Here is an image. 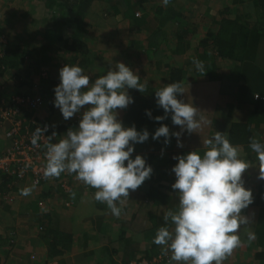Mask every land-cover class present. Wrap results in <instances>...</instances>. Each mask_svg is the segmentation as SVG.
Here are the masks:
<instances>
[{
  "label": "crops",
  "instance_id": "crops-1",
  "mask_svg": "<svg viewBox=\"0 0 264 264\" xmlns=\"http://www.w3.org/2000/svg\"><path fill=\"white\" fill-rule=\"evenodd\" d=\"M40 1L34 0L27 6L24 0H0V29L20 32L21 24L26 22L43 32L48 18L57 15L59 10L55 7L56 1L52 4V0H47L51 3L48 11L46 5L40 12L37 9ZM139 2L134 0L137 6L132 7L133 14H138L137 18L143 22L138 28L127 20L115 25L112 19L91 18V30L98 32L99 26H113L117 32L113 34V41H105L110 51L104 49V56H97L95 60L108 62L103 75L115 68L117 62L124 63L136 72L145 89L153 93L171 84V72H180L181 78L187 80L184 82L188 95L185 103L199 110L201 127L194 133L182 134L185 135L181 136L182 147H177L176 139L171 136L167 145L164 137L152 140L150 136L146 142L133 145L130 158L141 155L153 171L140 187L129 190L128 197L117 202L121 208L119 217L111 214L106 203L96 201V189L78 181L75 173L65 171L41 186H32L26 177L20 182L7 178L3 188L0 178V264H177L171 261V252L166 246L153 243L160 227L171 231L172 224L170 220L165 223V214L178 210V193L171 187L175 182L171 171L176 163L173 157L197 149L203 154L207 150L204 140L216 131L226 134L230 143L239 147L240 158L249 164L242 180L253 194V203L242 212L249 221L236 233L240 243L221 264H264V180L259 179V162L249 147L250 138L264 143V0H170L167 6L162 0ZM125 9L119 7L121 13ZM22 13H28L27 18L17 21L15 16ZM40 13L47 19L42 23ZM232 14L239 23H246L244 26L255 31L256 41L257 37L261 39L258 46L247 59L239 55L236 63L219 61L213 77L212 70L197 71L193 61L201 60L197 58L196 48L202 51L203 40L209 44L208 33L215 29L214 21L228 20L227 16ZM161 30L168 31L167 36H163ZM179 31L186 33L181 36ZM93 42L99 46V39L94 38ZM39 44L40 41L35 48ZM112 46L120 50L111 54ZM131 53L135 54L134 59L129 57ZM69 58L67 55L65 60ZM25 61L19 63L14 81L4 78L12 89L6 87L9 94H38L39 72H44L41 78L48 76V66L29 74L27 66L31 61L28 64ZM201 62L208 65L207 59ZM246 71L250 72L245 74ZM91 72L96 78L102 75ZM234 76L238 81L239 78L253 81L245 87L239 83L234 87ZM9 82L15 83V87ZM42 97L38 96L37 105L29 106L31 109L25 112L27 119L36 118L38 124L47 125V131L55 132L59 139L68 129L78 127L82 114L73 116L78 118L76 123H72L71 118L64 120L59 109L53 106L54 97L49 100ZM128 106L116 110L117 119L125 128L132 127L123 119ZM41 120L46 123H40ZM162 124L169 128L170 134L180 131L172 122ZM185 141H195L198 147L187 149L192 144ZM25 188L30 189V194L22 196L21 190Z\"/></svg>",
  "mask_w": 264,
  "mask_h": 264
},
{
  "label": "clouds",
  "instance_id": "clouds-1",
  "mask_svg": "<svg viewBox=\"0 0 264 264\" xmlns=\"http://www.w3.org/2000/svg\"><path fill=\"white\" fill-rule=\"evenodd\" d=\"M162 3L167 6L170 0ZM193 63L197 71L206 73L201 61ZM59 81L53 88V106L64 120L79 113L83 106L90 107L82 113L76 129H68L55 143L51 142L55 132L47 137L44 176L75 173L78 181L96 189L94 199L106 203L111 214L119 217L121 208L117 202L127 198L129 190L140 187L153 170L141 155L130 158L133 145L146 142L149 132L137 131L135 125L123 127L116 110L134 103L128 89L144 93L146 86L122 62L91 84L81 67L65 64L59 70ZM183 93L178 82L155 91V103L164 115L152 117L149 110H145V115L159 123L171 114L172 124L180 131L170 134L169 128L161 124L152 133V140L164 137L167 145L171 136L177 147H182V134L194 133L201 127L199 110L177 99ZM47 130L45 125L34 131L33 146L45 137L43 133ZM204 146L207 150L203 154L191 151L173 157L176 163L171 171L175 182L171 187L178 193V210L164 216L165 223L170 220L172 224L171 231L162 226L153 238L154 244L166 246L171 261L177 264H221L240 243L238 229L249 221L242 212L253 203V194L245 188L242 174L250 166L240 158L239 147L219 131L204 140ZM249 147L259 162V179L264 180V143L250 138ZM20 194L27 196L30 189H22Z\"/></svg>",
  "mask_w": 264,
  "mask_h": 264
},
{
  "label": "trees",
  "instance_id": "trees-1",
  "mask_svg": "<svg viewBox=\"0 0 264 264\" xmlns=\"http://www.w3.org/2000/svg\"><path fill=\"white\" fill-rule=\"evenodd\" d=\"M54 1L57 2L55 7L59 10V14H52V16L48 18V21H46L47 28H45L43 32L34 25L26 22L21 24L22 27L20 32H16L14 29H11L9 32H3V30L0 29V100L2 101L3 99L8 106L12 104V102L8 100V97L12 96L13 98H17L18 96L29 98L28 103L30 107L33 104H38V96H43L48 100L52 99L54 97L53 88L60 82L59 70L65 66V64L69 66H79L84 72L90 67L91 55H88L89 48L85 43L84 37L87 33L86 30L92 27L89 21H91L93 16L101 20L108 18L111 21L112 19L115 25H121L127 20L136 28L143 23L137 18L138 15H134L132 12V7L134 5L137 6L140 0H135L137 4L133 3L134 0H113V3L110 2V0H52V4L55 3ZM150 1L152 0H141L139 4H147ZM50 4L51 3L48 4L47 2L46 12ZM121 6L126 8L124 13H121L119 10ZM159 7L160 5L158 8ZM159 12H161V9H159ZM27 16L28 13H22L21 15L15 16V19L21 21L26 19ZM236 18L237 16L232 14L227 16L228 20L222 19L214 21L215 29L208 33L209 44L203 40L200 45L202 51L199 52L198 48L195 50L197 58L201 61L207 59L208 65L204 66L203 64L204 70L207 72L212 70V77L215 76L213 72L215 68L217 69L219 61L236 63L239 55L247 59L254 52L255 48L258 46V42L261 40L257 37V42L254 37L256 35L255 31L253 29L249 30L246 27V23H239ZM177 22L180 21L177 20ZM185 33L186 32L183 31L178 32L181 36L185 35ZM161 34L167 36L168 31L161 30ZM262 40L264 41V37ZM38 41H40L39 47L35 48ZM14 54H18V57L14 56ZM67 55L70 56L69 61L65 60ZM129 57H133L134 59L135 54L131 53ZM24 60H26V64L31 61V64L27 66L29 74L32 73V71L38 72L39 68L48 66V76L46 78H41L40 75L44 72H39L38 78L40 79L38 80L40 82V90L38 94H9L6 90L8 83H6L7 81L4 80V78L8 77L9 81H14L17 68L20 64L24 63ZM36 67L38 69H36ZM30 68L34 69L31 70ZM249 72L246 71L245 74ZM56 76L57 78L55 79ZM92 78L95 79L96 77ZM217 78L218 76H216V79ZM94 79L89 80L90 84L94 82ZM169 81L171 83L178 82L181 85L184 93L177 96V99L185 102L188 96L185 91L186 84L184 83L187 82L186 78L182 79L180 72H171ZM252 81L251 79L245 81L241 78H239L238 81L236 76L232 77V82L235 85L234 87H236L237 83H239V86L245 87L247 83H252ZM11 83L12 82H9L10 86H12V88L13 86L15 87V83ZM4 85L5 87H3ZM36 87L38 86L36 85ZM7 89L12 90L10 87ZM129 90L130 92H128V94L131 93L129 95L133 98L134 103L128 106L126 114L123 113V119L127 120L131 126L135 125L137 131L146 129L151 137L155 129L160 127L162 123L172 122L170 118L171 114H169L167 119L159 123L145 115V110L151 111L152 117L164 115L163 110L155 103L154 93L152 91L145 89L144 93H139L135 89ZM256 99H258V96H256ZM89 107L90 105H85L82 108L86 110ZM75 115L77 116L78 114H74V116ZM23 118L28 120L27 118L29 117L23 116ZM70 120H72V123H76L78 118L72 117ZM33 129L35 128H32V130ZM46 133L50 137L53 131H46ZM182 137H185V135H182ZM52 141L56 140L53 138ZM184 143L192 144L191 147H187V149L198 147L195 141H185ZM196 151H198V149ZM3 153L4 150L0 151V155ZM0 178L3 188H5L6 179H10L11 177L0 171Z\"/></svg>",
  "mask_w": 264,
  "mask_h": 264
},
{
  "label": "built area",
  "instance_id": "built-area-1",
  "mask_svg": "<svg viewBox=\"0 0 264 264\" xmlns=\"http://www.w3.org/2000/svg\"><path fill=\"white\" fill-rule=\"evenodd\" d=\"M4 102L0 100V139L7 140L8 149L0 155V171L13 180L29 177L32 186H41L51 178L44 176L49 136L44 132L45 137L38 141L37 146H33L34 131L38 127L44 128V125L21 116L20 111L29 106V98H12L10 106L4 105ZM5 124L10 126L8 130H4Z\"/></svg>",
  "mask_w": 264,
  "mask_h": 264
},
{
  "label": "rangeland",
  "instance_id": "rangeland-1",
  "mask_svg": "<svg viewBox=\"0 0 264 264\" xmlns=\"http://www.w3.org/2000/svg\"><path fill=\"white\" fill-rule=\"evenodd\" d=\"M33 1L34 0H24V2L27 4V6L28 5H31V2H33ZM46 5H47V0L40 1L39 4H38V6H37L38 11L42 12L43 7L46 6ZM39 16H40V22L41 23L43 21L47 20L45 16H41V13L39 14ZM86 31H87V33H86L84 39H85V43L89 47V53H88V55L90 54L91 55V56L89 55L90 58H93L94 61L93 62L91 61L90 67H88L87 70L84 73L86 75H88L89 76V80H91V78L94 77L93 76L94 73H92L91 70H94L98 74H100V73L102 74V73H104L103 70L105 68H107L108 62H102L100 60L98 61V59L95 60V58L97 56H100V55H101V57L104 56V53H106V51H104V49H108L109 48V51H110L109 43H106L105 41H106V39H109L110 41L111 40L113 41V39H112L114 37L113 34H116L117 32L115 30H113V26H111V27H108V26H99L98 32H95L94 30H91V29H87ZM110 35L112 37H110ZM94 38L99 39V41H100L99 42V46L93 42V39ZM111 49L113 50V53H111V54H114V50H120V49L116 48L115 46H112ZM95 79H97V78H95ZM95 79H94V81H95ZM11 98H13V96L12 97H8V100H11ZM2 101L4 102L3 99H2ZM4 105H6V103ZM30 109H31L30 107L29 108L22 109L20 111L21 116H25V112H27ZM84 111L85 110L83 108H81V111L79 113H77V114H82ZM32 120L35 123H37V124L39 123L38 120L36 118H34V117H32ZM41 121L42 122H40V123H43V124L46 123L43 120H41ZM4 128H5L4 130H8L10 128V126L5 124L4 125ZM0 140H1V142H0V151H3L4 150V152H5L8 149L7 148L8 143L6 142L7 140H4V139H0ZM56 140H59V137L58 136H56ZM15 181H18V180H15Z\"/></svg>",
  "mask_w": 264,
  "mask_h": 264
}]
</instances>
